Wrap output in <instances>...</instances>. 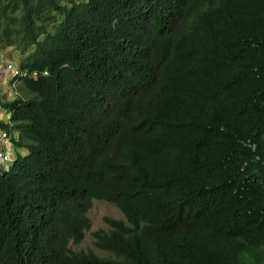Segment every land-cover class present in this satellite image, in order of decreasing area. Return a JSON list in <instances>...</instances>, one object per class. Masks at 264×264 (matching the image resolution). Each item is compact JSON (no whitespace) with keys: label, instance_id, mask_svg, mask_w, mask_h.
<instances>
[{"label":"trees","instance_id":"obj_1","mask_svg":"<svg viewBox=\"0 0 264 264\" xmlns=\"http://www.w3.org/2000/svg\"><path fill=\"white\" fill-rule=\"evenodd\" d=\"M9 45L0 264H264V0H0Z\"/></svg>","mask_w":264,"mask_h":264},{"label":"rangeland","instance_id":"obj_2","mask_svg":"<svg viewBox=\"0 0 264 264\" xmlns=\"http://www.w3.org/2000/svg\"><path fill=\"white\" fill-rule=\"evenodd\" d=\"M21 56H23V54H20L17 48H15L12 45L0 47V76H1L2 64L5 60H9L17 64ZM6 79H4V81L3 79L2 81L0 80V96L1 97H5V96L8 97L10 96L9 92L13 94L15 91H18V89H16L17 84L13 82L12 80H9V79L6 80ZM0 116L3 118L6 117V112L4 111V109L0 108ZM6 147L8 148L9 146L6 145ZM22 151L25 152V149H23ZM105 215L111 216V217L123 218L121 212L111 202H108L104 199H92L91 205L89 206L87 210V216L89 218V227L88 229L84 231L83 237L81 238L80 241L76 243H70L69 246L72 249L91 248L95 253H98V255L111 254V252L96 248L92 244L91 230L96 229V228H106L107 227V224L103 219V216Z\"/></svg>","mask_w":264,"mask_h":264},{"label":"built area","instance_id":"obj_3","mask_svg":"<svg viewBox=\"0 0 264 264\" xmlns=\"http://www.w3.org/2000/svg\"><path fill=\"white\" fill-rule=\"evenodd\" d=\"M2 70L4 71V76L7 77V79L18 75V74H26V72L24 73L23 71H21L20 69H18V67L11 61L9 60H5L2 64ZM43 73H45V70L42 71ZM36 72L32 71L30 75H32L33 77L36 76ZM12 137H15V133H12ZM11 134L8 133L5 129H1L0 130V145L2 146V148H0V166L4 169H6V167L8 166L9 160H11L12 155H11ZM6 145H8L9 147L7 148ZM5 146V148L3 147Z\"/></svg>","mask_w":264,"mask_h":264},{"label":"crops","instance_id":"obj_4","mask_svg":"<svg viewBox=\"0 0 264 264\" xmlns=\"http://www.w3.org/2000/svg\"><path fill=\"white\" fill-rule=\"evenodd\" d=\"M2 72L4 73V71L1 69V76H0L1 78H0V80L2 81V79H3V81H4V79H6L7 77H5L4 74H3ZM3 76H4V77H3ZM6 80H7V79H6ZM13 82H14V81H13ZM15 83H16V82H15ZM9 93L11 94V92H9ZM5 97H6V96H5ZM19 151L21 152L22 149H19ZM22 152H23V151H22Z\"/></svg>","mask_w":264,"mask_h":264}]
</instances>
